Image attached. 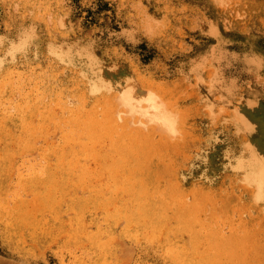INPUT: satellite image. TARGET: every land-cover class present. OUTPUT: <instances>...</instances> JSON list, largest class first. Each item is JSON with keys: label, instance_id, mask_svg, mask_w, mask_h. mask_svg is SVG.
Instances as JSON below:
<instances>
[{"label": "rangeland", "instance_id": "374dc122", "mask_svg": "<svg viewBox=\"0 0 264 264\" xmlns=\"http://www.w3.org/2000/svg\"><path fill=\"white\" fill-rule=\"evenodd\" d=\"M0 264H264V0H0Z\"/></svg>", "mask_w": 264, "mask_h": 264}, {"label": "bare ground", "instance_id": "6f19581e", "mask_svg": "<svg viewBox=\"0 0 264 264\" xmlns=\"http://www.w3.org/2000/svg\"><path fill=\"white\" fill-rule=\"evenodd\" d=\"M132 86H128V87H125V88H123L122 87V89H123V95L122 94H120V95H122L121 97H120V95H119V97L121 98L120 99V104H121V107H125V108H127L128 110H129V112L130 113H134V112H137V113H140L139 115H137V113H134L132 116H140V115H144L145 114V112H146V114L148 115V116H145V118H146V120H148L147 122L149 123V122H152V123H154L153 125H155L156 124V127L158 126V129H160L161 131H162V134H163V131H164V133L167 135L168 134V136H169V134H170V136L169 137H171V135H172V133H174L173 134V136H175V131H176V129L175 128H173V127H171L170 128V124H171V119H170V116H169V114H168V112L166 111V110H164V109H161L160 108V104L159 105H157L156 103H153L152 102V97L150 98V97H147L148 95H147V93L145 94V95H147L146 97H142V96H139V95H137L136 93H135V88H131ZM120 91V90H119ZM139 91V90H138ZM145 91V90H144ZM141 92V91H140ZM139 92V93H140ZM143 93V92H142ZM144 94H141V95H143V96H145ZM146 98H150V99H152L151 100V103H149L150 101H148V103H149V105L148 106H144V108H145V110H143V107H141L140 105H141V103H142V101H147V99ZM155 98V97H154ZM118 99V98H117ZM158 99H160V98H158ZM119 100V99H118ZM149 100V99H148ZM156 100V99H155ZM161 100V99H160ZM116 101V100H115ZM154 101V100H153ZM118 102V101H117ZM162 102V101H161ZM145 103V102H144ZM147 103V102H146ZM154 104V105H153ZM119 105V104H118ZM157 106H158V108H157ZM45 108V107H44ZM118 108H120L119 106H118ZM98 109V108H97ZM99 109H100V107H99ZM126 109V110H127ZM125 110V111H126ZM128 110H127V112H128ZM149 110V111H148ZM116 111H117V109H116ZM115 111V114L116 113H118V112H116ZM141 111V112H140ZM148 111V112H147ZM127 112H125L124 114H126ZM129 113V114H130ZM119 115L117 116V117H119V119H117L118 121H122V119L120 118V116H121V114L122 113H118ZM124 114H122L123 116H124ZM128 114V113H127ZM76 115V114H75ZM117 115V114H116ZM114 116V115H113ZM131 116V117H132ZM108 117V116H107ZM125 117V116H124ZM88 118H89V116H88ZM139 118V117H138ZM140 118H142V116L140 117ZM144 118V117H143ZM133 120V119H132ZM137 120H139V119H137ZM131 121V120H130ZM143 121H145L144 119H143ZM139 122V121H138ZM136 123V124H138V125H140V126H138V127H141V123L139 122V123ZM133 124V121L132 122H130V124H129V122H128V127H130V126H134V125H136V124H134V125H132ZM143 123V122H142ZM173 123V122H172ZM130 125V126H129ZM147 125V124H146ZM97 126H99V124L97 125ZM116 127V126H115ZM123 127V126H122ZM155 127V128H156ZM142 128H144L143 126L141 127V129ZM169 128H170V131H169ZM157 129V128H156ZM165 129V130H164ZM142 130H146V128H144V129H142ZM174 130V131H173ZM127 131V130H126ZM147 131V130H146ZM161 131H159L160 132V134H161ZM169 131V132H168ZM173 131V132H172ZM131 132H133V131H131ZM121 133H123V132H121ZM125 133V132H124ZM180 134V133H179ZM157 135V134H156ZM180 136V135H179ZM130 138V137H129ZM174 138H176V137H174ZM173 138V139H174ZM136 139V138H135ZM91 140H92V138H91ZM169 141L168 142H170V139H168ZM175 141L177 140V139H174ZM136 141H138V139L136 140ZM173 141V140H172ZM93 142V141H92ZM137 143V142H136ZM88 144V143H87ZM127 147H123L122 146V150H125ZM128 153H132L129 149L128 150H126L125 152H124V154H128ZM130 156V158H129V162H130V165L134 168H139V167H141V160H139V159H137V157H136V155H134V154H131V155H129ZM77 161H79V159H77ZM132 174H136V172H135V169H134V172L132 173ZM137 175H138V177L130 184V185H133V189L135 190V191H139V192H143L145 189L144 188H146V183L147 182H150L151 181V179L148 177L149 175H148V172L147 173H144V172H138L137 173ZM145 178V179H144ZM129 179H132L130 176H129ZM175 186V185H174ZM166 189L163 187V191H160V192H158L157 194V196H158V199H160V201L158 202V204H164L165 202H166V200H168L165 196H163L162 194H164V191H165ZM212 193V192H211ZM141 197H143V196H141ZM166 198V199H165ZM189 199H190V197H188ZM184 199H186V198H184ZM188 199V200H189ZM187 200V199H186ZM196 201V199H194V201L193 202H195ZM153 203V202H152ZM179 206H183L182 208H184V209H187V210H192L193 208H194V206H196L194 203H192L190 206H184V205H182V204H180L179 203ZM140 214H147V215H149L150 213H152L151 211H144V212H139ZM170 216V212L169 211H167L166 209H162V211L160 212V214L159 215H157V217H158V220H161V219H165V218H167V217H169ZM156 217V218H157ZM235 217V216H234ZM153 218H155V217H153ZM163 231V230H162ZM163 233V232H162ZM170 236V235H169ZM161 237V236H160ZM159 239V238H158ZM161 239V238H160ZM189 244V243H188ZM218 248L219 249H221L222 248V246H219L218 245ZM218 249V250H219Z\"/></svg>", "mask_w": 264, "mask_h": 264}]
</instances>
